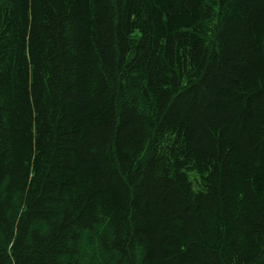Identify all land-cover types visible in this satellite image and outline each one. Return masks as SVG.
I'll return each instance as SVG.
<instances>
[{
    "label": "trees",
    "instance_id": "trees-1",
    "mask_svg": "<svg viewBox=\"0 0 264 264\" xmlns=\"http://www.w3.org/2000/svg\"><path fill=\"white\" fill-rule=\"evenodd\" d=\"M0 264H264V0H0Z\"/></svg>",
    "mask_w": 264,
    "mask_h": 264
}]
</instances>
